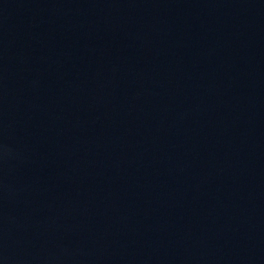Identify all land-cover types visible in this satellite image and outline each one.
<instances>
[{
	"label": "water",
	"instance_id": "1",
	"mask_svg": "<svg viewBox=\"0 0 264 264\" xmlns=\"http://www.w3.org/2000/svg\"><path fill=\"white\" fill-rule=\"evenodd\" d=\"M0 264H264V0H0Z\"/></svg>",
	"mask_w": 264,
	"mask_h": 264
}]
</instances>
